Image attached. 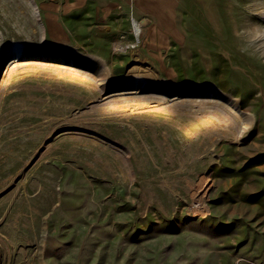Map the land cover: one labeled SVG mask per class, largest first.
Returning <instances> with one entry per match:
<instances>
[{"label": "rangeland", "instance_id": "1", "mask_svg": "<svg viewBox=\"0 0 264 264\" xmlns=\"http://www.w3.org/2000/svg\"><path fill=\"white\" fill-rule=\"evenodd\" d=\"M186 11L198 46L166 72L127 48L134 38L62 42L33 0H0V264H264V0H187ZM66 45L102 85L43 69L2 82L16 56ZM133 60L186 97L171 111L108 112L123 93L153 98L109 91ZM224 101L241 135L203 126L201 108Z\"/></svg>", "mask_w": 264, "mask_h": 264}, {"label": "crops", "instance_id": "2", "mask_svg": "<svg viewBox=\"0 0 264 264\" xmlns=\"http://www.w3.org/2000/svg\"><path fill=\"white\" fill-rule=\"evenodd\" d=\"M48 36L62 42L91 40L98 49L111 41H133L131 19L139 26V52L162 71L198 46L195 18L187 0H33ZM178 57V58H174ZM183 61V60H182ZM181 62V61H180Z\"/></svg>", "mask_w": 264, "mask_h": 264}, {"label": "bare ground", "instance_id": "3", "mask_svg": "<svg viewBox=\"0 0 264 264\" xmlns=\"http://www.w3.org/2000/svg\"><path fill=\"white\" fill-rule=\"evenodd\" d=\"M35 9L36 12H38L36 7ZM132 22L134 25V38H139V26L136 21ZM69 52H72L71 47L67 45L62 46L60 50H56L50 46L28 50L27 52L21 54L20 57L16 56L14 58L16 60L15 62L10 61L9 65L3 68L4 75L2 78V82L9 83L19 72L29 71L31 69H43L45 71L49 70L52 75H55L59 78L69 77L73 80H77L85 84L97 83L98 85H102V83L106 79H98L94 74L88 73V70L87 72L84 71L81 67V64L83 63L78 64L79 62L72 61L67 58V54ZM145 63L146 62L144 61L138 60L130 61L128 64V82L119 84L115 87L110 86L109 91L114 92L117 90H148L153 93V98H148L144 94H140L139 96H129L128 94L123 93L113 101L110 100L111 103H113L110 107L103 108H105L108 112L122 111L131 112L134 114L143 112L158 113L173 110V107L170 104L175 101L174 99H172L173 96L186 97L185 93H181L171 83H166L162 87H160V78L156 75V73L150 70L149 67L145 66ZM88 65V69L94 71L98 75H110V72H108V70L100 64L89 62ZM135 81H140L142 83H137ZM176 101H178V99ZM225 103H227L228 106L222 107L220 109L216 108L219 103L216 104L215 107L207 106V108H201V113L203 114L202 124L205 128L208 129H214L218 126H222L224 128L234 126L238 131L237 134L241 135L243 131H240L239 129L243 126V121H241V124L239 125L236 107L235 105H233L234 102L229 103L227 101ZM237 124L241 127H238Z\"/></svg>", "mask_w": 264, "mask_h": 264}, {"label": "built area", "instance_id": "4", "mask_svg": "<svg viewBox=\"0 0 264 264\" xmlns=\"http://www.w3.org/2000/svg\"><path fill=\"white\" fill-rule=\"evenodd\" d=\"M138 35H140V32L138 33ZM135 39V42L136 43H134V45L132 44L131 46H127V48H136L137 47V45H138V43H139V38L138 37H136V38H134Z\"/></svg>", "mask_w": 264, "mask_h": 264}]
</instances>
